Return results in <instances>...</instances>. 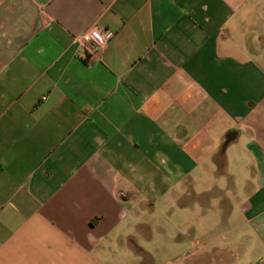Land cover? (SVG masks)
Returning <instances> with one entry per match:
<instances>
[{"label":"crops","instance_id":"0c3cea01","mask_svg":"<svg viewBox=\"0 0 264 264\" xmlns=\"http://www.w3.org/2000/svg\"><path fill=\"white\" fill-rule=\"evenodd\" d=\"M169 196L221 205L173 264H264V0H0V264H155Z\"/></svg>","mask_w":264,"mask_h":264},{"label":"rangeland","instance_id":"374dc122","mask_svg":"<svg viewBox=\"0 0 264 264\" xmlns=\"http://www.w3.org/2000/svg\"><path fill=\"white\" fill-rule=\"evenodd\" d=\"M207 201L208 199H202L196 203L193 200L185 199L181 204H190V206L182 209L181 204L169 196L162 201H154V209L147 210L142 207L125 224L122 235L124 238L127 237V239H125L124 243L130 244L129 236L132 235L131 244H137L141 249L144 248L149 252L155 264H173L175 258L182 259L184 254L192 251L191 241L207 245L208 237L219 234L218 229L213 231L214 227H211V224L213 223L212 214L219 212L221 205L218 201H216L217 205H213V201L211 206L207 208L205 206ZM204 211H209V213L204 214ZM205 216L207 218L209 216L210 219H207V221ZM132 223L135 225L131 228L130 225ZM138 223H143L144 225L137 226ZM143 226L148 227L145 232L144 229L146 228ZM193 228H197L198 234H193ZM209 228L212 229L211 232ZM258 251H260V248H258ZM130 253L131 259L127 260V262L129 261V264H138L141 256L138 253ZM117 256L121 259L124 258L123 261L127 258L122 252H117ZM180 264H186V262L182 260ZM240 264H254L252 253L248 258H245V261L242 260Z\"/></svg>","mask_w":264,"mask_h":264},{"label":"built area","instance_id":"2783aa9c","mask_svg":"<svg viewBox=\"0 0 264 264\" xmlns=\"http://www.w3.org/2000/svg\"><path fill=\"white\" fill-rule=\"evenodd\" d=\"M112 37V32L100 28L78 38L75 42L81 46L82 50L96 54L106 47Z\"/></svg>","mask_w":264,"mask_h":264}]
</instances>
